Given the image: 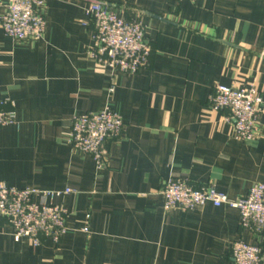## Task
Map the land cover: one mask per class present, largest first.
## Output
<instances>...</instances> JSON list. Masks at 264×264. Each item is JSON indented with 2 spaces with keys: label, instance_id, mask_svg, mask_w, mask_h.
<instances>
[{
  "label": "crops",
  "instance_id": "1",
  "mask_svg": "<svg viewBox=\"0 0 264 264\" xmlns=\"http://www.w3.org/2000/svg\"><path fill=\"white\" fill-rule=\"evenodd\" d=\"M93 3L142 23L149 68L112 76L89 59ZM42 15L39 41L17 42L0 26V101L17 116L0 128V184L71 190L54 202L68 211L69 230L36 247L2 220L0 264H234V242L264 248V234L243 230L237 210L167 211L162 194L175 179L237 200L264 183V0H46ZM250 85L263 101L259 137L248 144L209 99L217 86ZM106 109L124 129L105 143L97 170L69 134L74 117Z\"/></svg>",
  "mask_w": 264,
  "mask_h": 264
},
{
  "label": "built area",
  "instance_id": "2",
  "mask_svg": "<svg viewBox=\"0 0 264 264\" xmlns=\"http://www.w3.org/2000/svg\"><path fill=\"white\" fill-rule=\"evenodd\" d=\"M6 12L0 17L5 35L17 42L39 41L46 34L42 9L46 0H6ZM183 1V0H180ZM195 2L196 0H186ZM88 23L94 30L89 59L99 68L115 74L136 75L149 68L152 49L145 39V27L138 20L119 18L108 5L93 3L86 11ZM115 86L110 88V95ZM262 96L255 85L245 87L217 86L209 99L214 112H228V122L233 126L235 138L252 143L259 137V119L262 114ZM13 105L0 101V128L16 125ZM124 129L123 119L109 109L89 113L72 119L69 145L90 156L97 170L107 162L105 143L117 139ZM71 190L45 192L37 189H16L0 184V222L12 228L14 239L31 241L40 246L49 239L59 244L68 233V211L54 202ZM162 194L165 209L194 212L208 204L215 208L227 206L240 214L241 228L253 234H264V183L255 184L248 195L230 200L214 186L195 188L183 180H170ZM50 200V202H48ZM90 216H87L89 221ZM84 233H89L87 227ZM234 264H264V248L243 241L231 247Z\"/></svg>",
  "mask_w": 264,
  "mask_h": 264
}]
</instances>
